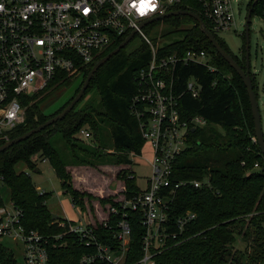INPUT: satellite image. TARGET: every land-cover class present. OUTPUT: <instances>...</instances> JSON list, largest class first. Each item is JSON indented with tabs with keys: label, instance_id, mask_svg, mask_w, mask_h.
<instances>
[{
	"label": "trees",
	"instance_id": "obj_1",
	"mask_svg": "<svg viewBox=\"0 0 264 264\" xmlns=\"http://www.w3.org/2000/svg\"><path fill=\"white\" fill-rule=\"evenodd\" d=\"M180 8L201 13L195 0H184L173 7ZM254 12H264V0H258ZM161 20L182 28L177 30L178 38L171 40L166 48H159L160 54L170 52L174 48L179 51L191 47L204 48L211 54V64L218 67L219 71L212 72L206 66L196 63L179 64L176 69L181 118L190 119L192 116L201 115L208 125L191 132L190 145L178 157L175 170L178 177L183 179L208 177L211 185L200 188L186 185L178 190L169 207L170 223H174L187 211L195 212L196 218L184 226L178 237L179 242L170 241L169 245L156 255V264H228V259L232 256L230 247L237 241L235 226L244 225L246 221L252 226V230L248 226L245 237L253 236L254 242L248 264L264 263V155L258 143L252 140L255 125L247 88L238 72L213 47L194 17L177 15ZM207 25L210 27L209 23ZM214 35L245 68V35L241 56L232 54L225 42L216 33ZM124 39L125 37L104 49L92 62L80 65L81 69L76 75L60 72L46 88L26 96V121L11 133V139L61 112L78 93L94 64ZM131 41L98 69L82 100L62 119L0 152V203L4 202L2 184L9 189L10 200L23 210L24 227L28 231L36 229L50 235L49 264H85L81 262L82 256L95 252L96 248L86 246L75 234L64 233L66 227L58 225L59 220L64 218L57 215L54 219L55 213L47 204L51 192L39 191L31 175L26 171H19L17 165L25 163L34 169L32 156L40 153V156L50 160L56 174L63 180V189L76 204L86 208V199H97L103 204L115 203L116 195L96 198L73 187L67 167L75 164L94 166L105 161L130 165L131 152L142 154L145 140L138 119L130 111V103L137 92V73L149 63L151 50L144 39L142 44L129 50ZM229 73L230 79L227 78ZM78 76H82V80L72 96L55 112L45 113L43 101L71 85L73 79ZM190 76L197 77L202 86L200 95L196 98L184 88ZM252 80L255 89L253 77ZM94 91L100 95L99 106H95L93 100L82 104L87 95ZM255 92L258 97L256 89ZM105 125L109 126L112 134L114 151L108 154L112 160H107L102 153V149L106 148L103 137ZM218 126L224 133L217 129ZM83 127L92 130L93 145L82 143L83 140L78 136ZM56 135H60L67 145H71L72 148L69 147L74 159L72 163L55 147L53 139ZM3 143L5 142L0 140V145ZM222 151L224 155H221ZM256 163L258 167H255ZM130 168H121L118 172V178L123 180L128 196L140 190ZM129 218L132 234L126 261L131 263L143 255L142 238L145 230L138 212L131 211ZM111 219L115 223L118 217L112 216ZM171 228L175 229L172 225ZM96 233L100 241L118 248V240L111 231L99 226ZM1 239L0 236V262L20 264L13 251L7 248ZM235 258L238 260V257ZM242 258L241 256L239 260ZM90 264L109 263L96 259Z\"/></svg>",
	"mask_w": 264,
	"mask_h": 264
},
{
	"label": "built area",
	"instance_id": "obj_2",
	"mask_svg": "<svg viewBox=\"0 0 264 264\" xmlns=\"http://www.w3.org/2000/svg\"><path fill=\"white\" fill-rule=\"evenodd\" d=\"M183 1L0 0V140L9 141L11 133L25 123L26 96L46 88L60 72L76 75L80 65L92 62L104 49L126 38L134 30L141 31L144 21L178 10L173 7ZM195 1L201 11L199 14L216 34L238 32L240 26L246 30L248 14L254 2ZM244 3L247 13L244 23L239 25L237 14L241 15ZM142 38L150 47L151 59L137 73V92L132 97L130 111L138 119L145 145H150L152 174L145 189L137 185L140 190L128 196L123 184L116 192L115 203L96 204V216L72 199L80 216L75 220L62 217L64 219L59 220L58 225L66 227L64 233L75 234L86 246L96 248L95 252L82 256L81 262L85 264L96 259L109 264H156V255L170 241L179 242L184 226L196 218L195 212L187 211L170 223L169 207L178 190L186 185L197 188L211 185L208 177L183 179L176 173V161L190 145L191 132L204 128L208 122L201 115L181 118L175 77L179 64L196 63L212 72L219 69L211 64V54L204 48L191 47L184 51L174 48L160 54L159 48H166L169 42L156 48L146 35L143 34ZM184 88L196 98L202 86L197 77L190 76ZM78 136L89 140L92 132L83 127ZM252 140L257 142L255 135ZM137 155L130 153L131 164ZM131 172L136 179L134 170L131 169ZM131 211L140 214L145 231L143 255L129 263L126 257L132 234ZM112 216L118 217L115 223ZM22 217L23 210L13 200L0 203V236L20 244L25 264H49L50 235L36 229L28 231ZM99 226L113 233L118 240L117 249L98 239L96 230Z\"/></svg>",
	"mask_w": 264,
	"mask_h": 264
},
{
	"label": "rangeland",
	"instance_id": "obj_3",
	"mask_svg": "<svg viewBox=\"0 0 264 264\" xmlns=\"http://www.w3.org/2000/svg\"><path fill=\"white\" fill-rule=\"evenodd\" d=\"M247 13L246 4L242 5V13L241 15L237 14V19L239 25L244 23V18ZM264 14L254 12L251 15V22L249 23L250 29V57L249 64L251 69V76L255 82V89L258 93V103L262 117V126L264 131ZM186 24V23H185ZM187 23L186 25H188ZM182 26H178L172 22H168L165 20H159L152 23H149L142 27L141 31L137 32L131 43L128 45V49L131 50L140 44L143 43V34L146 35L151 42L155 45L156 48H159L160 45H163L167 42H171V40L178 38L179 34L177 30ZM174 32V33H169ZM176 32V33H175ZM218 37L221 38L228 46L229 50L233 54H237L239 56L242 55L243 44L245 41V27L240 26L238 32L230 31L224 33H217ZM227 78H231V73L227 74ZM82 80V76L75 77L68 87L62 88L60 91L54 93L51 97L46 98L42 107L45 113L50 114L59 109L74 93L75 89L79 86ZM82 100V99H81ZM93 100L95 106H99L100 95L94 91L89 93L85 100H83L82 104L86 101ZM220 132L224 133V131L218 126ZM92 131V130H91ZM104 139L106 148L102 149V153L108 159L112 160L108 154L112 153L114 149L112 148V134L109 126L105 125L104 129ZM83 140V139H82ZM53 143L55 147L61 152L62 156L68 161L73 162V152L71 151V145H67L60 135H56L53 139ZM82 143L94 144V138L91 137L89 140H83ZM96 143V142H95ZM70 146V147H69ZM72 148V147H71ZM220 153V152H219ZM151 150L150 145L146 144L143 147V152L141 155H137L134 157V160L131 165L129 164H115V163H107L101 162L97 163L94 166L91 165H69L67 167L70 175L71 182L73 187L85 191L87 193L92 194L94 197H102L98 194H95L93 188L95 186L105 187L109 186L111 190L118 188L121 184L123 185V180L118 178V172L121 168H130L134 170V175L136 176V184L145 189L147 187V179L151 177L152 167H151ZM221 155H224L223 151ZM32 162L35 164V168L28 167L25 163H19L17 165V169L19 171H26L32 177V180L36 187H40V189H44L48 192H51V196L47 201V204L53 213L60 211L62 204H65L63 201L67 200V195L63 193V180H61L56 174L55 170L50 164V160L48 158H43L40 156V153H36L32 156ZM72 166V167H70ZM85 171H90V175H87ZM85 174V175H84ZM2 197L5 203L10 202L9 198V189L2 185ZM41 192H45L40 190ZM97 193V192H96ZM110 193L103 197H114L115 195H111ZM96 204L104 205L101 201L97 199H92L89 201L86 199L85 209L91 210L92 214L96 216L97 208ZM76 216H80L78 211L74 209ZM71 214V212L67 213V215ZM250 227L252 230V226L249 225V222L246 221L244 225H237L236 228V237L237 241L231 245L230 253L232 256L228 259V264H248L249 256L251 255V251L254 247L253 236L246 238L245 231L247 227ZM242 230L240 231V228ZM2 242L4 245L11 249L15 254L18 262L20 264H25L22 250L20 248V244H16L8 237H2ZM243 257L241 260L239 258ZM233 257V258H232ZM235 257H238L236 260ZM235 258V259H234ZM264 264V263H260Z\"/></svg>",
	"mask_w": 264,
	"mask_h": 264
},
{
	"label": "water",
	"instance_id": "obj_4",
	"mask_svg": "<svg viewBox=\"0 0 264 264\" xmlns=\"http://www.w3.org/2000/svg\"><path fill=\"white\" fill-rule=\"evenodd\" d=\"M257 2H258V0H254L253 6L250 9V12L248 14L247 26H246V30H245V37H246V67L245 68H243L239 64V62L233 57V55H231L221 45V43L218 41V39L216 38L214 33L208 28L204 18L199 13H197L195 11L187 10V9L173 10V11H170V12L164 14V15H161V16L151 18L149 20L144 21L141 24V27H143L149 23H152L154 21L161 20V19L167 18L169 16H177V15H189V16L194 17L199 22L201 30L207 35V37L211 41L213 47L216 49V51L226 59V61L238 72V74L243 79V82L247 88L249 99L251 102L252 113H253V117H254V125H255V138H256V141H257V143H258V145L262 151V154L264 155V131H263V126H262V117H261V112H260V108H259L258 97H257V94L255 92L254 85H253V80H252V76H251V69H250V64H249V57H250L249 23L251 21V13L253 11V7L257 4ZM136 32L137 31L134 30L132 33H130L124 39V41H122L116 48H114L111 52H109L107 55L102 57L100 60H98L94 64V66L92 67V69L90 70L88 75L86 76V78H85L80 90L78 91V93L74 96V98L71 100V102L61 112H59L58 114H56L55 116H53L52 118L47 120L46 122L38 125L37 127L30 129L26 133H24V134H22L16 138L10 139L9 141H6L2 145H0V152L4 151L5 149L11 147L12 145H14V144H16L22 140H25L26 138H28V137L32 136L33 134L41 131L45 127L53 124L54 122H57L58 120L62 119L68 112H70L76 106V104L83 98L87 88L90 85V82H91L93 76L98 71V69L103 64H105L112 56H114L122 48H124L131 41V39L134 37ZM53 218L56 219L57 214H54Z\"/></svg>",
	"mask_w": 264,
	"mask_h": 264
},
{
	"label": "crops",
	"instance_id": "obj_5",
	"mask_svg": "<svg viewBox=\"0 0 264 264\" xmlns=\"http://www.w3.org/2000/svg\"><path fill=\"white\" fill-rule=\"evenodd\" d=\"M70 167H72V166H70ZM85 173L87 174V175H90V174H88V173H90V171H85ZM85 175V174H84ZM122 184L118 187V188H115V189H113V190H111L110 188H109V186H108V184H107V186H105V187H102V186H95L94 188H93V191H95L94 193L95 194H98L99 196H105L106 194L108 195L109 194V192L110 193H113L114 195H116V192L117 191H119L121 188H122ZM37 188H39L40 189V187H37ZM40 190H43V191H46V190H44V189H40ZM97 192V193H96ZM63 193H65V195H67V200L65 199L63 202L65 203V204H62V206H61V208H60V211H58V212H56L55 214H57V215H59L60 217H67V218H69V219H71V220H75V219H77L78 218V216H76V213H75V211H74V209H76L74 206H73V204H72V198H71V196H70V194H68V193H66L65 192V190L63 189ZM113 194H111V195H113ZM70 213L71 212V214H69V215H67V213Z\"/></svg>",
	"mask_w": 264,
	"mask_h": 264
}]
</instances>
